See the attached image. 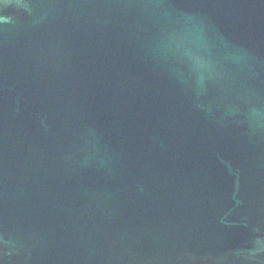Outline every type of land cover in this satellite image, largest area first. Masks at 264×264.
<instances>
[{"label":"water","instance_id":"obj_1","mask_svg":"<svg viewBox=\"0 0 264 264\" xmlns=\"http://www.w3.org/2000/svg\"><path fill=\"white\" fill-rule=\"evenodd\" d=\"M0 264H264V0H0Z\"/></svg>","mask_w":264,"mask_h":264}]
</instances>
